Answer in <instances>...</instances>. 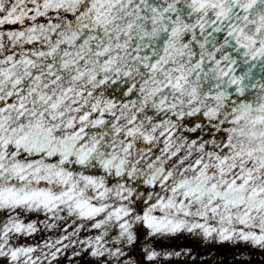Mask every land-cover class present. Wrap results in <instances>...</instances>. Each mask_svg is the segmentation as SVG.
<instances>
[{"label":"snow or ice","instance_id":"6c2138e0","mask_svg":"<svg viewBox=\"0 0 264 264\" xmlns=\"http://www.w3.org/2000/svg\"><path fill=\"white\" fill-rule=\"evenodd\" d=\"M0 264H264V0H0Z\"/></svg>","mask_w":264,"mask_h":264}]
</instances>
